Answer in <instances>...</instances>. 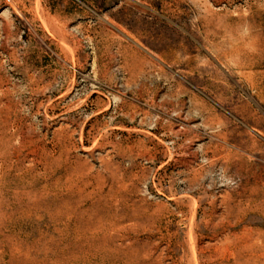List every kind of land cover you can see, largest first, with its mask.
I'll use <instances>...</instances> for the list:
<instances>
[{
	"label": "rangeland",
	"instance_id": "obj_1",
	"mask_svg": "<svg viewBox=\"0 0 264 264\" xmlns=\"http://www.w3.org/2000/svg\"><path fill=\"white\" fill-rule=\"evenodd\" d=\"M0 264H264V0H0Z\"/></svg>",
	"mask_w": 264,
	"mask_h": 264
}]
</instances>
